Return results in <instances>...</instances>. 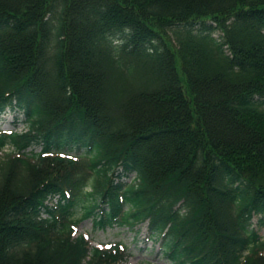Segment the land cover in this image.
I'll return each instance as SVG.
<instances>
[{"label": "trees", "instance_id": "16d2710c", "mask_svg": "<svg viewBox=\"0 0 264 264\" xmlns=\"http://www.w3.org/2000/svg\"><path fill=\"white\" fill-rule=\"evenodd\" d=\"M5 106L0 264H264V0H0Z\"/></svg>", "mask_w": 264, "mask_h": 264}, {"label": "rangeland", "instance_id": "374dc122", "mask_svg": "<svg viewBox=\"0 0 264 264\" xmlns=\"http://www.w3.org/2000/svg\"><path fill=\"white\" fill-rule=\"evenodd\" d=\"M22 118V113L12 110L10 106H5L0 112V130L21 129ZM39 149L40 147H37V150ZM9 150H11L9 146L3 147L0 150V158L4 159L6 153L11 155L15 152ZM132 176L133 173H129L122 179L128 180ZM252 227L264 239V224H258L257 217L252 219ZM78 235H83L93 247L116 242L123 243L127 248V257L123 264H169L165 257L161 256L160 239L149 235L146 223L139 224L132 230L116 226L95 228L91 219L88 218L74 228L73 236Z\"/></svg>", "mask_w": 264, "mask_h": 264}]
</instances>
